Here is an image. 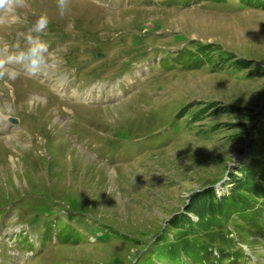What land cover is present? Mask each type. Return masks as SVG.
I'll list each match as a JSON object with an SVG mask.
<instances>
[{
	"label": "rangeland",
	"instance_id": "1",
	"mask_svg": "<svg viewBox=\"0 0 264 264\" xmlns=\"http://www.w3.org/2000/svg\"><path fill=\"white\" fill-rule=\"evenodd\" d=\"M263 113V10L3 0L0 264H159L154 238L200 188L227 193ZM226 227L264 264V239Z\"/></svg>",
	"mask_w": 264,
	"mask_h": 264
},
{
	"label": "trees",
	"instance_id": "2",
	"mask_svg": "<svg viewBox=\"0 0 264 264\" xmlns=\"http://www.w3.org/2000/svg\"><path fill=\"white\" fill-rule=\"evenodd\" d=\"M193 1L225 4L228 0H166L167 4L180 7H187ZM234 1L240 7L264 11V0ZM184 110L177 117L183 116ZM208 112L216 116L219 109L213 103L208 104L193 115L191 122H200L203 118L199 115L205 116ZM257 123L247 160L241 161L227 175V184L231 185L227 193L219 197L213 186L207 185L191 194L183 210L174 213L163 233L154 238L152 261L159 264H239L245 256L241 249H236L227 233L229 223L248 228L264 239V113ZM168 234L172 237L168 238Z\"/></svg>",
	"mask_w": 264,
	"mask_h": 264
},
{
	"label": "clouds",
	"instance_id": "3",
	"mask_svg": "<svg viewBox=\"0 0 264 264\" xmlns=\"http://www.w3.org/2000/svg\"><path fill=\"white\" fill-rule=\"evenodd\" d=\"M3 0H0V3H2ZM58 8L60 9L61 14H63L65 8H66V0H58ZM47 18L41 17L38 19L36 23V29L37 31L44 29L47 26ZM41 46L33 47L29 50V56L33 57L32 63L35 64L38 62L37 53L39 52Z\"/></svg>",
	"mask_w": 264,
	"mask_h": 264
},
{
	"label": "water",
	"instance_id": "4",
	"mask_svg": "<svg viewBox=\"0 0 264 264\" xmlns=\"http://www.w3.org/2000/svg\"><path fill=\"white\" fill-rule=\"evenodd\" d=\"M100 57H101V55H97V56H96V58H100ZM11 122H12V123H15V120H14V119H11Z\"/></svg>",
	"mask_w": 264,
	"mask_h": 264
},
{
	"label": "bare ground",
	"instance_id": "5",
	"mask_svg": "<svg viewBox=\"0 0 264 264\" xmlns=\"http://www.w3.org/2000/svg\"><path fill=\"white\" fill-rule=\"evenodd\" d=\"M38 72H40L41 74H45L43 71H38Z\"/></svg>",
	"mask_w": 264,
	"mask_h": 264
}]
</instances>
